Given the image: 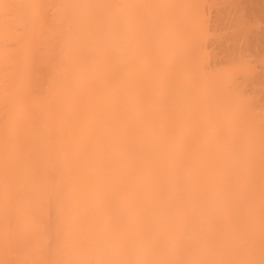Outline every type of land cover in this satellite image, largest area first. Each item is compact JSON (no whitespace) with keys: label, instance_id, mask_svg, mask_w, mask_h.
I'll use <instances>...</instances> for the list:
<instances>
[{"label":"bare ground","instance_id":"1","mask_svg":"<svg viewBox=\"0 0 264 264\" xmlns=\"http://www.w3.org/2000/svg\"><path fill=\"white\" fill-rule=\"evenodd\" d=\"M0 264H264V0H0Z\"/></svg>","mask_w":264,"mask_h":264}]
</instances>
